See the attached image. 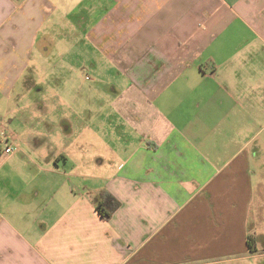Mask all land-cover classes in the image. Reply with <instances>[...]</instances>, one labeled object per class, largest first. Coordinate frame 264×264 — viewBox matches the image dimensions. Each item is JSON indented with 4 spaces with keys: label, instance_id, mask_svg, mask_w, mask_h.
<instances>
[{
    "label": "crops",
    "instance_id": "obj_1",
    "mask_svg": "<svg viewBox=\"0 0 264 264\" xmlns=\"http://www.w3.org/2000/svg\"><path fill=\"white\" fill-rule=\"evenodd\" d=\"M262 124L264 0H0V264H264Z\"/></svg>",
    "mask_w": 264,
    "mask_h": 264
},
{
    "label": "rangeland",
    "instance_id": "obj_2",
    "mask_svg": "<svg viewBox=\"0 0 264 264\" xmlns=\"http://www.w3.org/2000/svg\"><path fill=\"white\" fill-rule=\"evenodd\" d=\"M35 78V77H34ZM37 79V78H36ZM107 86V85H106ZM106 89V87L104 86ZM28 94V92H27ZM29 97L33 100L37 97L36 91H30ZM264 127V124H262ZM257 140H255V145L261 146L260 152L261 154L256 156V159L254 160L253 167L254 171L256 173L257 178H263L264 179V128L262 132L257 136ZM254 209H253V218H251V231L253 234L257 237V242L262 245L264 243V198H256V202L254 203ZM258 207H260V212L258 214ZM258 215H260V218H257ZM260 245V246H261ZM262 259L259 260H248L247 256L242 258H234L233 260L227 261V262H215L212 264H262Z\"/></svg>",
    "mask_w": 264,
    "mask_h": 264
},
{
    "label": "trees",
    "instance_id": "obj_3",
    "mask_svg": "<svg viewBox=\"0 0 264 264\" xmlns=\"http://www.w3.org/2000/svg\"><path fill=\"white\" fill-rule=\"evenodd\" d=\"M119 205L120 203L115 197L103 193L97 202L96 208L102 217L109 218ZM247 242L251 250H254L255 243L257 242L256 237L249 235Z\"/></svg>",
    "mask_w": 264,
    "mask_h": 264
},
{
    "label": "built area",
    "instance_id": "obj_4",
    "mask_svg": "<svg viewBox=\"0 0 264 264\" xmlns=\"http://www.w3.org/2000/svg\"><path fill=\"white\" fill-rule=\"evenodd\" d=\"M14 151V147L12 145L7 146L5 149V153H12Z\"/></svg>",
    "mask_w": 264,
    "mask_h": 264
}]
</instances>
